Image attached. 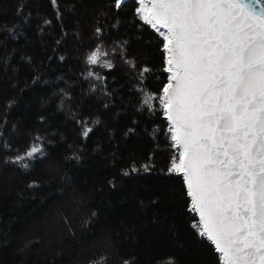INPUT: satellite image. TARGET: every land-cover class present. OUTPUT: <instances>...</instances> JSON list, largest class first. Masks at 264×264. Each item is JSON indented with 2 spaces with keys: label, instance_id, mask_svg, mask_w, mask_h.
Here are the masks:
<instances>
[{
  "label": "trees",
  "instance_id": "obj_1",
  "mask_svg": "<svg viewBox=\"0 0 264 264\" xmlns=\"http://www.w3.org/2000/svg\"><path fill=\"white\" fill-rule=\"evenodd\" d=\"M138 6L0 0V264H220L168 172L167 121L143 105L167 73ZM97 47L111 69L87 63Z\"/></svg>",
  "mask_w": 264,
  "mask_h": 264
},
{
  "label": "snow or ice",
  "instance_id": "obj_2",
  "mask_svg": "<svg viewBox=\"0 0 264 264\" xmlns=\"http://www.w3.org/2000/svg\"><path fill=\"white\" fill-rule=\"evenodd\" d=\"M124 3L114 0L117 10ZM138 5L139 19L162 38L167 73L159 93L140 89L143 105L156 111L158 104L167 121L175 150L168 172L183 179L189 211L198 218L192 227L220 264H264V0ZM108 55L97 47L87 63L111 69ZM149 71L141 70V80ZM91 131L85 127L83 136ZM42 150L33 145L15 163Z\"/></svg>",
  "mask_w": 264,
  "mask_h": 264
}]
</instances>
